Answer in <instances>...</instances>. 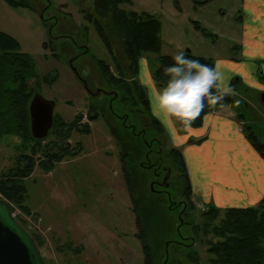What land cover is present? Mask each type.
<instances>
[{
    "label": "rangeland",
    "instance_id": "374dc122",
    "mask_svg": "<svg viewBox=\"0 0 264 264\" xmlns=\"http://www.w3.org/2000/svg\"><path fill=\"white\" fill-rule=\"evenodd\" d=\"M27 2L29 7H14L0 0V32L16 40L19 51L31 58L38 79V82L34 79L28 81L32 96L39 94L53 101V115L60 116L65 122L69 123L76 114L82 113L80 124H87L90 131L86 134L73 131L64 141L71 150L74 149L72 152L76 146L80 147L76 155L64 156L48 172L36 165L24 180L30 215L23 213L1 194L0 201L9 204L13 216L24 222L27 232H35L41 237L43 242L38 244V250L44 264H142L143 254L135 238L132 204L119 163V142L109 131L111 126L115 129L122 124L132 126L126 131L119 129L124 132L122 135L118 133L128 153L129 167L136 172L138 185L135 196L155 198L160 207L161 214L154 227L156 236L149 237L153 240L158 260L162 256L163 245L177 239L178 209L170 210L165 195L152 194L158 187L153 184L156 179L151 168L154 157L146 160L150 149L147 147L156 149L151 140L159 138L164 146L163 163L167 169L173 168L167 152L174 147L172 139L175 130L180 128L174 118L169 121L153 109L155 92L161 88L152 79L157 59L161 55L189 51L194 56L211 59L214 66L219 65L226 83L233 89L234 106L226 108L236 120L241 135H246L244 127L250 124L254 126L251 129L258 141L264 142V103L261 98L264 95V4L251 8L247 5L245 10L243 0H130L121 4V9L153 15L161 25L160 51L141 55L135 76L128 70L122 42L115 36L109 16L99 19L93 13L92 0ZM258 9L261 12L256 15ZM89 13L99 20L108 36L113 57L108 55L95 26L87 21ZM196 26L204 28L209 35L203 34ZM84 45L88 48L87 52L83 49ZM98 60L108 64L109 73L114 77L119 76L120 67L128 85L133 79L138 80L146 94L150 114L141 102L138 101L132 108L124 107L119 98L112 101V110L109 111L106 95L94 98L86 94L69 62L75 70L84 64L91 74V81L109 92L112 87L101 76ZM46 79H50L49 83ZM89 107L99 112L97 119L89 121ZM235 110L246 113L247 119L238 120ZM150 116L163 127L166 141L151 126ZM123 117L124 120H121ZM144 124L148 126L147 133L135 137L132 132L139 134ZM48 134L42 139V146H51L57 141L52 133ZM31 145L27 143L19 148L16 137H0V175L13 169L20 152L29 153ZM35 160L39 162L44 158L36 153ZM167 178L170 183L178 182L175 171H170ZM168 192L175 197V186L168 188ZM189 202L194 207L192 214L196 228H202L205 219L200 214L212 208L213 204L200 207L191 195ZM218 209L219 220L224 209ZM189 228L190 225L183 224L179 233L188 236ZM196 234L193 246L185 248V251L196 253L198 264H208L205 244L208 237L201 231ZM56 246H62L61 250L56 251ZM79 246L82 248L79 249ZM169 252L170 262L167 264H179L175 258L180 259V264H194L188 262L185 255H179L174 250Z\"/></svg>",
    "mask_w": 264,
    "mask_h": 264
},
{
    "label": "trees",
    "instance_id": "16d2710c",
    "mask_svg": "<svg viewBox=\"0 0 264 264\" xmlns=\"http://www.w3.org/2000/svg\"><path fill=\"white\" fill-rule=\"evenodd\" d=\"M5 1L14 7H29L27 0ZM129 1L92 0V10L99 19H105L109 16L112 25L111 28L114 30L115 36L122 42L128 62V70L136 76L139 57L143 54L158 53L160 51L161 25L151 14L119 8L121 4ZM86 19L95 26L102 43L107 49L108 55L113 57L110 40L103 31L99 20L92 17L90 13ZM196 27L203 34L209 35V32L204 28H200V26ZM43 47L45 48L46 45L44 44ZM185 55L190 59H198L202 64L214 67V63L211 59L194 56L189 51L185 52ZM173 56L174 55H161L157 59V65L152 73V79L161 88L168 80V77L164 74V68L174 63L172 59ZM97 65L99 66L101 76L105 78L106 83L112 87L111 91L116 94L118 93L116 97L112 96L111 104L113 100L119 98L122 103L124 102V107L132 108L139 101L148 114H150L149 104L145 96L146 94L137 79H133L131 84L128 85L123 79V72L120 67L118 68L119 76L114 77L109 73L108 64L104 60H98ZM30 79H34L35 82H38L31 58L27 54L19 51V45L16 40L0 32V137L3 135L16 137L19 140V148L24 147L27 143H32L29 149L30 152L25 153L21 151L16 159V166L7 173L0 175V194L9 202L19 207L23 213L28 215H30L31 210L26 203L27 189L24 180L31 175L36 165L48 172L51 171L54 164L59 162L64 156L76 155L80 147L76 146L75 151L72 152L74 149L71 150L70 145L65 144L64 141L69 139L73 131L83 134L90 131L87 124H80L83 116L82 113L76 114L69 123L65 122L60 116L53 115V124L48 133H52L57 141L51 146L47 144L46 146H42L41 141L43 140L35 139L30 134V118L28 113V105L32 98V92L28 84ZM49 80L50 79H46L45 81L49 83ZM213 91L215 92V89H213ZM224 105L234 106L232 94L225 96L224 100L216 105H210L206 100L205 108L193 121L190 128L201 127L203 119L207 114ZM108 109L109 111L112 110L111 108ZM87 111L89 121L98 118L99 112H97L94 107H89ZM236 114L238 120L245 121L247 119L246 113H239L236 111ZM121 120H124V117L121 118ZM150 122L157 134L163 137V139L165 138L164 141H166V137L163 135V127L159 121L150 116ZM176 123L179 128H185L181 122L176 121ZM253 127L254 126L250 124L245 125V137L255 152L264 160V142L258 141L257 136L251 129ZM132 128L131 126L126 127L123 124L119 127V129L123 131ZM119 129H115L113 126L109 127L110 134L116 142H119V163L122 170V178L132 204V214L134 216V226L136 228L135 238L138 240L143 254L142 264H167L170 262L169 251L171 250H174V252L179 255H185L188 262L198 264L196 253L191 254L185 251V248L193 246L192 241L196 240V233H198V231H201L205 237H208V240H205V244L207 245L208 264H264V195L256 206L224 209L223 216L219 220V209L214 205L211 206L212 208H208V210L202 211L200 214V216L205 219L202 228H196L194 217L192 216L190 222L184 223L190 225L189 236L191 239L188 245L168 241L167 259L164 244L162 256L157 260L152 246L153 240L150 238L156 236L154 227L161 214L160 207L155 198L135 196V188L138 185L136 172L134 168L129 167V160L127 161V159H129L127 157L128 153L125 145L121 143L120 134L124 132H120ZM147 131L148 129H146V133ZM132 134L135 135V137H140V134H135L133 132ZM143 143L146 144L144 139ZM147 148L150 149L147 151L146 160H150V158L153 157V155H151L152 146H148ZM36 153H40L44 160L36 162ZM159 154L160 156L162 154L164 155V152ZM163 155L162 158L163 161H165ZM167 155L168 161L173 165V168L170 167L171 171H175L178 179V182L176 181L177 184L172 182L174 185L170 186H175L176 198L180 196L182 199L188 201V210L193 213L194 207L192 203L189 202V197L191 195L190 185L182 153L177 148L171 147L168 149ZM152 194L165 195L162 191H158V189L157 191H153ZM165 199L168 200L166 195ZM176 208V206H172L170 210L173 211ZM10 211H13L11 207ZM16 220L25 228L24 222L21 219ZM182 225L183 224H179L178 228H181ZM29 234L38 248V244L42 243L43 240L35 232ZM61 248L62 246H56L55 250L59 251ZM81 248L82 247L79 246V249ZM174 260L180 264V259L178 260L175 258Z\"/></svg>",
    "mask_w": 264,
    "mask_h": 264
},
{
    "label": "crops",
    "instance_id": "0c3cea01",
    "mask_svg": "<svg viewBox=\"0 0 264 264\" xmlns=\"http://www.w3.org/2000/svg\"><path fill=\"white\" fill-rule=\"evenodd\" d=\"M262 4L264 0H243L244 10ZM226 106L207 114L199 128L176 129L172 139L174 147H181L191 196L200 207H252L264 195V160Z\"/></svg>",
    "mask_w": 264,
    "mask_h": 264
},
{
    "label": "clouds",
    "instance_id": "9594fccd",
    "mask_svg": "<svg viewBox=\"0 0 264 264\" xmlns=\"http://www.w3.org/2000/svg\"><path fill=\"white\" fill-rule=\"evenodd\" d=\"M172 59L174 63L164 68L168 80L155 92L153 109L167 120L175 118L190 128L205 108L206 100L216 105L233 94V89L226 83L219 65L202 64L198 59L188 58L183 51Z\"/></svg>",
    "mask_w": 264,
    "mask_h": 264
},
{
    "label": "water",
    "instance_id": "95a60500",
    "mask_svg": "<svg viewBox=\"0 0 264 264\" xmlns=\"http://www.w3.org/2000/svg\"><path fill=\"white\" fill-rule=\"evenodd\" d=\"M42 19V15H40ZM72 72L77 74L71 61ZM114 96H116L115 92ZM264 101V96H262ZM55 103L39 94L32 96L28 113L30 118V133L35 139L47 136L53 123ZM167 243L165 254L167 256ZM0 264H44V261L29 233L15 220L7 203L0 201Z\"/></svg>",
    "mask_w": 264,
    "mask_h": 264
},
{
    "label": "flooded vegetation",
    "instance_id": "af4514ba",
    "mask_svg": "<svg viewBox=\"0 0 264 264\" xmlns=\"http://www.w3.org/2000/svg\"><path fill=\"white\" fill-rule=\"evenodd\" d=\"M42 13V11H41ZM40 13V14H41ZM57 23V21H56ZM53 25L50 26V28ZM68 28V27H66ZM68 30V29H67ZM69 31V30H68ZM264 69V67H263ZM264 73V70H262ZM77 74V79L80 82V84L83 85V88L85 89L86 94H88L90 97H97L98 95H106L109 100L108 103L109 105H111V98L113 95H108V91L104 90L103 88L100 87V85L96 84L93 80L91 81V74L89 72H87V67L82 64L81 68H78L76 70ZM264 96V95H263ZM262 98V97H261ZM264 103V101H263ZM132 127V126H131ZM146 129H148V126L146 124L143 125V128L140 129L139 134L143 135L146 133ZM155 144L156 145V149H151V155H153L154 158H152V168L154 170V174H155V180L153 181V184L158 186V191H162L169 203H170V208H172V206H178V219H179V223L184 224V223H188L190 222L189 217H192V214L190 213V211L188 210V201L182 199L180 196H178V198L171 196V194L168 192V188L171 187L170 185H174L173 183H170L167 179V170L165 167V164L163 163V158L162 155L160 156L159 153H162L163 150V145H162V141L159 138L153 137L151 140V145ZM178 199L177 201L174 199ZM180 224V225H181ZM179 229L177 228V239L174 240L176 243L179 244H183V245H188L187 243V239L189 240V238H191L190 236H185L182 235L181 233H179Z\"/></svg>",
    "mask_w": 264,
    "mask_h": 264
}]
</instances>
